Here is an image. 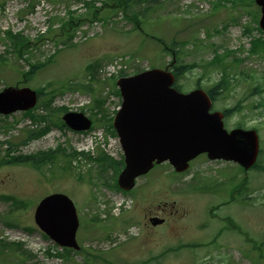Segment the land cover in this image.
I'll return each instance as SVG.
<instances>
[{"label": "rangeland", "instance_id": "1", "mask_svg": "<svg viewBox=\"0 0 264 264\" xmlns=\"http://www.w3.org/2000/svg\"><path fill=\"white\" fill-rule=\"evenodd\" d=\"M104 1L111 2L0 0V90L15 84L41 90L32 111L0 115V238L21 243L25 251L12 248L5 257L13 264H264L260 255H264V91H253L256 85L264 87V52H250L251 39L264 37L254 18L259 7L253 0L236 4L231 0H146L134 5L137 11L149 8L145 17L140 15L141 32L121 8H105L96 19L89 18L85 2L100 7ZM69 11L83 18L76 22L71 39L68 32H60ZM49 21L55 31L47 34ZM40 30L46 32L40 34ZM7 31L29 38L22 57L14 52ZM159 38L170 49L163 50ZM172 49L177 51L176 66L188 67L178 81L185 91L197 84L203 89L216 85L225 70L229 88L215 98L212 109L240 104L225 117V124L228 129L257 130L261 149L257 167L245 173L236 164L209 161L201 155L180 174L168 163L160 164L137 178L130 193H123L115 186L122 165L99 171L102 150L113 160L122 159V150L109 127L112 104L119 101L117 86L114 79L101 81L97 71L118 55H129L132 72L164 68ZM217 52L223 64L210 65ZM49 58L53 60L47 62ZM37 63L44 65L19 83L30 65ZM88 64H94V69H88ZM62 84L70 88L61 90ZM77 85H88V89ZM106 87L116 100L108 99ZM51 90L55 91L51 107L83 112L93 119V128L78 133L54 125L65 111L45 108ZM41 115L47 116L45 121H33L32 116ZM46 125L47 134L29 137ZM99 131L113 138L109 150L95 137ZM90 136L95 137L93 158L73 156L66 169H57L55 162L37 168L24 160L59 148L72 156V149L87 145ZM58 157L61 165L66 164L65 156ZM53 192L73 201L79 219L76 240L86 254L76 251L66 258L48 254L64 252L43 236L33 214L37 202ZM9 197L24 204L14 207ZM146 216L165 222L152 226ZM95 218L98 221L92 222ZM7 221L14 225H6ZM130 226H134L129 228L132 235L122 234V241L104 250L109 233H126Z\"/></svg>", "mask_w": 264, "mask_h": 264}, {"label": "water", "instance_id": "2", "mask_svg": "<svg viewBox=\"0 0 264 264\" xmlns=\"http://www.w3.org/2000/svg\"><path fill=\"white\" fill-rule=\"evenodd\" d=\"M259 26L264 31V0ZM173 74L167 68H152L117 80L122 97L113 127L124 153L125 166L118 175L124 190L146 174L154 164L168 161L177 172L202 153L208 158L238 163L244 169L256 161L259 142L255 130L224 128L222 114L210 112L211 101L202 89L187 93L172 87ZM36 92L28 87L8 86L0 91V114L32 108ZM62 120L71 130L84 131L91 121L83 113L67 112ZM37 226L58 245L78 249V218L72 200L63 193L43 197L34 211ZM162 220L151 219L153 225Z\"/></svg>", "mask_w": 264, "mask_h": 264}, {"label": "trees", "instance_id": "3", "mask_svg": "<svg viewBox=\"0 0 264 264\" xmlns=\"http://www.w3.org/2000/svg\"><path fill=\"white\" fill-rule=\"evenodd\" d=\"M110 1L111 2H108V1L102 2V6H100V7L95 6L93 2H85V6L88 9V13L90 15L89 18H92V20L96 19L97 16L99 17V12L101 10H104L105 8H112V9L121 8L124 11V16L126 18L132 20L135 26L140 24V27L138 29H141V27L143 25L142 24L143 21L140 20V15H144V17H145V15H146L145 13L149 10V8H144V9H142V11H137V10L134 9L135 8L134 5H136L138 2H145L146 0H110ZM236 1L244 2L243 0H232V4H236ZM255 13H256V15H254V18H256L255 21H257L258 10ZM81 19H83V18H81V17L79 18L77 16H69L68 20H66L65 22L61 23L62 27L60 28V32L61 33L68 32L69 34H68L67 37H68V39H71V37H72L71 34H72V32H74L73 29L75 27V24H76V22L80 21ZM257 30H260V29L257 28ZM245 31L249 32L250 28L247 27ZM51 32H52V30L48 29L47 33H51ZM6 34H7L8 39L11 40V43H12L13 48H14V52L18 53L19 57H22V49L27 47L30 44V42L28 41L29 38L24 37L23 33H20V32L13 33L12 31H7ZM41 38L42 37H40V39ZM157 40H158L157 42L163 44L164 49H166V50L170 49L168 44H166V43L164 44L162 42V39L159 38ZM183 42H185V41H181V43H183ZM172 50H174V49H172ZM258 50L264 52V37H253L251 39L250 52L251 53H255ZM174 54H176V58H177V51L174 50ZM52 60H53L52 58H49L47 60V62H51ZM235 60H237V59H234V61ZM0 62H2V61H0ZM209 63H210V65H216V66H218V64L222 65L223 64L222 57L217 52V53L214 54L213 58L209 61ZM43 65H44V63L31 64L29 70L26 71L24 74H22V76L24 77L23 81H20L19 83H21V82L23 83V82L27 81L28 79H30V77L33 74H35L36 69L39 68V67H42ZM94 67H95L94 64H88L87 65V68L90 69V70H93ZM187 70H188V67H185V68L181 67V68L177 69V71L175 73L176 79L179 76L183 75L185 73V71H187ZM86 86H88V85H79V86L77 85L76 88H82V89L86 88V89H88ZM59 87H60L61 90H66V89L70 88V86H66V85H63V84L60 85ZM228 88H229V82L227 80V73L224 70L221 79L216 83V85H213V86L208 88V93L211 96V98L214 100L216 98V95L221 94L224 90H227ZM253 91H264V87L256 85L253 88ZM37 92H38V94L40 96L41 95V90L37 88ZM50 92L51 93H48V99L44 102L45 108L53 110V111H59V110L66 111L67 110L66 107H60V108H57V109L51 107L55 91L51 90ZM99 105L100 104L97 103L96 107H99ZM258 105H256V106H258ZM238 108H240V104L239 103L234 108H228L227 111H225L226 112L225 114L228 115L233 110L238 109ZM32 118H33L34 122H36L37 120H39V121L43 120L44 121L47 118V116H37V117H33L32 116ZM56 121H57V123H55L54 125L58 126L59 128L60 127H65L63 125V123L61 122L59 117H57ZM109 127L114 132L111 123H110ZM48 130H49V126L46 125V128H44L41 132L31 133L29 137L30 138L39 137L42 134H44L45 132H47ZM79 154H81V155H83L85 157L92 158L89 154L78 153L76 151H73V154H71L72 156H70L63 149L59 148L56 151H52L51 150L49 152H39L36 155L24 157L25 158L24 160L25 161H30V163L33 166L37 167V168H39L40 166L48 165L49 163L51 164L52 162H55V165L57 166V169L63 170V169H66V168L70 167L71 166V158L73 156L75 158H77V155H79ZM58 155L65 156L66 164H63V165L60 164L61 158L59 159ZM15 161L20 162L19 159H16ZM98 163H99V171L100 172H103L104 170H106V168L112 167V166H114L115 168L118 169V165L119 164L122 165V161L115 160V159L113 160L111 157L107 156L106 154H102V152H101V154L98 157ZM255 167H257V165H255L253 168H255ZM116 188H118V187L116 186ZM9 200H11V203H12V205L14 207L22 206V204H24L23 201L20 202L19 200H17L16 198H13V197H9ZM95 221L96 222L98 221L97 218L92 220V222H95ZM6 225L13 226L14 224H13V222L7 221ZM27 229L31 230V228H29V227ZM106 237H108V236H106ZM12 248L20 249V253L22 252L23 254H25V251L22 250V244L21 243H18V242H7V241H5V240L0 238V263L1 264H13L12 261L10 263V261H9L10 258L9 257H5V253L7 251H12ZM254 248H256V247H254ZM63 252L64 253L52 254V253H50V251H48V254L51 255V256H63V257L66 256V257H69V254L71 252H75V251H72L71 249L63 248ZM79 252L83 253V254H86V251H85V249L83 247H81ZM260 255L264 257V255H262V254H260ZM16 257L19 258L18 256H16ZM21 264H28V263H27V261H25V262L23 261V262H21ZM32 264H35V263H32Z\"/></svg>", "mask_w": 264, "mask_h": 264}, {"label": "flooded vegetation", "instance_id": "4", "mask_svg": "<svg viewBox=\"0 0 264 264\" xmlns=\"http://www.w3.org/2000/svg\"><path fill=\"white\" fill-rule=\"evenodd\" d=\"M147 217V216H146Z\"/></svg>", "mask_w": 264, "mask_h": 264}]
</instances>
